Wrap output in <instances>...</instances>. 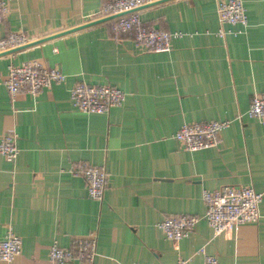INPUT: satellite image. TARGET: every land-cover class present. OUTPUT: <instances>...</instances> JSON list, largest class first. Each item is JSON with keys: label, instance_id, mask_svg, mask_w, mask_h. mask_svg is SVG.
<instances>
[{"label": "crops", "instance_id": "0c3cea01", "mask_svg": "<svg viewBox=\"0 0 264 264\" xmlns=\"http://www.w3.org/2000/svg\"><path fill=\"white\" fill-rule=\"evenodd\" d=\"M5 1L0 39L22 32L33 44L0 55V140L15 133L20 149L14 162L0 154V239L12 230L23 241L21 254L0 264H59L50 246L69 247L91 231L98 233L93 264H175L179 257L202 264L204 246L220 264H264V123L236 119L264 93V0H243L245 29L221 25L220 0L143 7V21L180 33L167 52L146 51L131 34L116 37L108 21L71 31L111 0ZM31 60L67 79L13 101L9 65ZM78 82L115 86L126 101L107 114L84 113L71 99ZM226 119L234 120L216 148L187 151L173 137L186 122ZM75 162L106 167L102 201L70 173ZM242 185L262 194L259 221L214 236L201 219L178 245L159 228L168 216H203L204 189Z\"/></svg>", "mask_w": 264, "mask_h": 264}, {"label": "built area", "instance_id": "2783aa9c", "mask_svg": "<svg viewBox=\"0 0 264 264\" xmlns=\"http://www.w3.org/2000/svg\"><path fill=\"white\" fill-rule=\"evenodd\" d=\"M160 0H111L104 3L90 21L106 20L111 23L116 37L131 34L135 43L146 51L167 52L172 48V40L180 35L146 23L141 17V9ZM218 16L221 25H240L243 29L249 25V19L243 0H220ZM9 5L0 0V22L7 16ZM229 31L221 30L225 35ZM30 43V39L22 32H11L0 39V52L9 51ZM67 75L58 67H49L43 61L31 60L21 64L9 65L5 85L13 101L21 93L39 95L44 89L64 83ZM75 108L84 113L107 114L112 108L124 104L127 98L125 91L111 85H91L85 82L76 83L70 90ZM244 115L256 118L264 123V93L253 95L249 109L237 115L243 121ZM234 119L214 120L208 122H186L173 135L187 151H199L216 148L221 143V133L228 128ZM20 153L17 135L12 132L4 134L0 140V154L9 162H14ZM74 176H82L87 191L92 199L102 201L105 196L108 171L105 166H93L86 162H75L69 168ZM202 199L205 204L203 216L197 214H181L168 216L159 228L165 237L175 245L189 236L201 219H205L212 228L214 236L234 231L240 225L257 222L261 217L260 203L262 194L252 185L224 186L219 189H204ZM22 237L12 230L0 239V259L13 261L22 252ZM203 254L202 264H220L215 255L207 253L205 246L198 250ZM98 255V233H90L75 237L69 247H61L54 242L49 249L52 261L64 264L79 262L93 264ZM175 264H191L190 259L179 257Z\"/></svg>", "mask_w": 264, "mask_h": 264}, {"label": "water", "instance_id": "95a60500", "mask_svg": "<svg viewBox=\"0 0 264 264\" xmlns=\"http://www.w3.org/2000/svg\"><path fill=\"white\" fill-rule=\"evenodd\" d=\"M167 1V0H166ZM159 2V1H158ZM161 2V1H160ZM113 17H109V18H106V19H102V20H97V21H92V22H89V23H86V24H84V25H82V26H79V27H77V28H75V29H72L71 31H76V30H79V29H82V28H85V27H88V26H91V25H94V24H97V23H100V22H103V21H106V20H109V19H112ZM71 31H67V32H71ZM66 32V33H67ZM31 44H33V43H28V44H26V45H24V46H21V47H18V48H15V49H12V50H9V51H6V52H3V53H0V55H5V54H9V53H13V52H16V51H18V50H20V49H22V48H24V47H27V46H29V45H31Z\"/></svg>", "mask_w": 264, "mask_h": 264}]
</instances>
